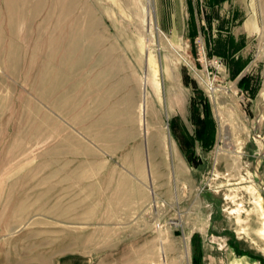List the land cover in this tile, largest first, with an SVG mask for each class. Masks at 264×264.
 Segmentation results:
<instances>
[{
	"label": "rangeland",
	"instance_id": "rangeland-1",
	"mask_svg": "<svg viewBox=\"0 0 264 264\" xmlns=\"http://www.w3.org/2000/svg\"><path fill=\"white\" fill-rule=\"evenodd\" d=\"M168 1L0 0V264H264V0L234 74L239 0Z\"/></svg>",
	"mask_w": 264,
	"mask_h": 264
},
{
	"label": "crops",
	"instance_id": "crops-1",
	"mask_svg": "<svg viewBox=\"0 0 264 264\" xmlns=\"http://www.w3.org/2000/svg\"><path fill=\"white\" fill-rule=\"evenodd\" d=\"M12 1V0H11ZM26 1V0H25ZM202 0H170L168 1L171 4V8L168 7H160L159 11L162 12L163 15L161 16L162 19H172V20H187L188 18H196L198 15V8L196 6V3H201ZM240 4L238 8V15L237 17L243 20L242 24L238 26V33L236 34V30L232 32V37L230 39H233L234 43L237 44L238 40L242 41L244 43V46L242 48H239L234 55V62H238L235 65H230L229 70L232 74L237 72V70L245 69V62H243L244 57L242 55L243 52L247 50V40L253 35V33L256 31L255 26V19L253 15V5L252 0H239ZM218 3V2H216ZM221 3V1H220ZM215 4V3H214ZM4 12L8 14L9 19L12 21L11 24H13L14 18L11 16V13H9V9L7 7H4ZM165 14V15H164ZM11 27V26H10ZM173 31L170 30L171 34H179L176 29L177 26L173 24ZM228 49L231 47V44L228 43ZM61 145H57L55 147V154L54 157H58L60 153L58 152V149ZM58 147V148H57ZM72 151V150H71ZM63 156H78L77 152L74 151V153L70 154L67 153ZM11 191L9 190V193ZM8 195V194H7ZM11 195V193H10ZM140 203V202H139ZM136 203V209L139 204ZM16 211V210H15ZM11 207L5 208L0 205V227L10 228L15 223L16 213ZM4 221L2 222V220ZM103 242H110L108 239L104 240ZM215 260V259H214ZM226 260H228V264H261V262L256 258L255 256L249 254V253H238L237 251H232L231 253L226 254ZM74 264V263H73ZM217 264V263H216Z\"/></svg>",
	"mask_w": 264,
	"mask_h": 264
},
{
	"label": "trees",
	"instance_id": "trees-1",
	"mask_svg": "<svg viewBox=\"0 0 264 264\" xmlns=\"http://www.w3.org/2000/svg\"><path fill=\"white\" fill-rule=\"evenodd\" d=\"M194 35H192L193 37ZM239 72L236 74L238 76ZM184 83L189 86L191 82H189V78L184 76ZM248 80L246 77L240 80L239 85L242 87L248 86ZM194 91L197 94V98L199 102H203V110L204 114H201L199 104L195 101L192 105L191 111V122L195 128L194 136L189 140V143L193 145L196 141L199 142L202 148L206 151L211 150L215 143V127L212 124L209 112V106L205 99H203L202 91L198 90L194 87ZM197 238H194L196 241ZM203 253L201 252L199 246H196V253L194 254L193 264H202Z\"/></svg>",
	"mask_w": 264,
	"mask_h": 264
},
{
	"label": "bare ground",
	"instance_id": "bare-ground-1",
	"mask_svg": "<svg viewBox=\"0 0 264 264\" xmlns=\"http://www.w3.org/2000/svg\"><path fill=\"white\" fill-rule=\"evenodd\" d=\"M235 153H236V151H235ZM258 207H259V211L262 213V215L264 216V209H263V206H262V203L261 202H259L258 203ZM263 234H264V227H263Z\"/></svg>",
	"mask_w": 264,
	"mask_h": 264
}]
</instances>
